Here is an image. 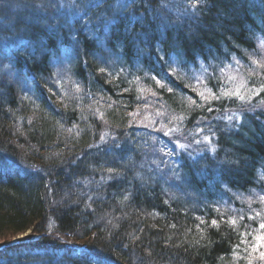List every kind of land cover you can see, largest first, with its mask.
Returning <instances> with one entry per match:
<instances>
[{
	"label": "trees",
	"instance_id": "obj_1",
	"mask_svg": "<svg viewBox=\"0 0 264 264\" xmlns=\"http://www.w3.org/2000/svg\"><path fill=\"white\" fill-rule=\"evenodd\" d=\"M41 2L0 0V264H264V0H152L143 51L129 0L107 39Z\"/></svg>",
	"mask_w": 264,
	"mask_h": 264
},
{
	"label": "snow or ice",
	"instance_id": "obj_2",
	"mask_svg": "<svg viewBox=\"0 0 264 264\" xmlns=\"http://www.w3.org/2000/svg\"><path fill=\"white\" fill-rule=\"evenodd\" d=\"M152 2V0H129L128 3L125 2H118L117 5L114 6H110L112 12L115 13H129L130 11V4L131 5H138L141 8H144V11L139 15V17L134 20L131 21L128 25L125 26L124 32L121 36L117 37V44H126V45H130L133 47H136L138 50L143 51V49H141L139 46L141 44L143 45H147L150 46L151 45V41L153 39L152 36V28L153 25L159 21L160 24L162 25L163 28H167L168 24L165 20V18H163L159 12L157 11H153L152 15H148V10L145 7V5H150ZM35 11H40L41 7H43L44 9H59L62 7H70L72 8L74 11L76 12H83L84 15L81 16L79 18V20H84L85 23L82 25V27L85 29V31L87 32L88 36L90 38L95 37L97 35V32L99 31L100 28H103L104 33H105V39L108 38L109 33H110V29L112 26V22L113 20L116 18L115 16L112 15H101L97 17L98 23L94 24L91 20V18L88 16V13L91 12L94 8H99L100 5L99 4H94L91 2V0H66V2L64 3H57V0H42L41 2V6H33ZM193 7H195V5H193ZM134 11V8L132 9ZM33 21H38V17L33 16L32 17ZM79 20L77 21L79 23ZM89 24H92V27H88ZM136 25H139V28H136ZM23 27L26 30H31L33 28V24H24ZM48 27L50 29H52V31L54 33H59L63 31V28H58L56 24H49ZM45 35H47V33H45ZM57 39H59V36L57 35L56 37ZM164 34L163 32H161L160 34V38L158 43H163L164 41ZM71 40L73 42V47L77 48L80 46V40H79V32L75 33L74 35L71 36ZM101 43H103V41H100ZM24 52H26L29 56V58L32 59H36L38 57V55H47L49 54V46L48 44H45L43 41L40 40L39 37H36L34 39H30L28 44H26L24 46ZM179 54V53H178ZM101 71H103V69H101ZM153 79H156V77H153ZM156 83L158 85L161 84V79H156ZM172 89L169 88V91H171ZM225 95L228 98H231V94L225 93ZM206 100L208 99V97H204ZM241 100H243L244 98L242 96L239 97ZM212 99H219V97H216L214 94L212 95ZM210 111L212 109H209ZM225 119H227L228 121L232 120L231 116L225 117ZM171 131H175V129H170L168 131L164 132V135L168 136L169 133ZM198 131H200L198 129ZM101 140H104V136L100 137ZM210 138L207 135L203 136V141L204 142H209ZM196 144H200L201 141L200 140H196L195 141ZM177 146L180 149H185L186 146L183 144H178ZM211 150L213 152L216 151L215 146H213L211 148ZM179 155L178 153H174V152H168L167 155L172 156V155ZM191 153H188V156L191 157ZM108 171L110 173L114 172L113 169H108ZM173 177L176 179H180V174L178 172H174L173 173ZM113 178H118V174L117 177H113ZM212 225L215 226L217 225V221L215 219L212 220ZM230 223L235 224V221H230ZM260 229H264V223H261L259 225ZM258 241L260 243L257 244V247L264 245V235H261L260 237L257 238ZM243 242V241H242ZM255 250V249H254ZM260 255L262 257H264V252L260 253Z\"/></svg>",
	"mask_w": 264,
	"mask_h": 264
},
{
	"label": "rangeland",
	"instance_id": "obj_3",
	"mask_svg": "<svg viewBox=\"0 0 264 264\" xmlns=\"http://www.w3.org/2000/svg\"><path fill=\"white\" fill-rule=\"evenodd\" d=\"M60 65H62L63 66V61L60 63ZM190 71H191V69H190ZM136 118H140L139 120H137L136 121V123H137V125H141L142 123H141V115L140 114H138L137 116H136ZM148 118V116L147 117H145V118H143V119H147ZM30 235V230H28V231H26L25 233H23V235L21 234V235H18V236H16L15 238H13V239H22V238H26L27 236H29ZM36 238V237H35ZM34 238V239H35ZM12 239V240H13ZM1 245V244H0ZM77 248H81V247H77Z\"/></svg>",
	"mask_w": 264,
	"mask_h": 264
},
{
	"label": "bare ground",
	"instance_id": "obj_4",
	"mask_svg": "<svg viewBox=\"0 0 264 264\" xmlns=\"http://www.w3.org/2000/svg\"><path fill=\"white\" fill-rule=\"evenodd\" d=\"M253 83L255 84V81H253ZM23 235V234H22ZM22 239H25V238H22ZM22 239H13V240H11L10 242H13V241H17V240H22ZM106 261H105V259L101 262V261H99L98 262V264L100 263V264H104Z\"/></svg>",
	"mask_w": 264,
	"mask_h": 264
}]
</instances>
